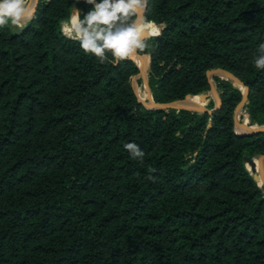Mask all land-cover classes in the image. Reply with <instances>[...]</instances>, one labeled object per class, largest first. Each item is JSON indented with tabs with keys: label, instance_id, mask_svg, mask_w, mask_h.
<instances>
[{
	"label": "trees",
	"instance_id": "obj_1",
	"mask_svg": "<svg viewBox=\"0 0 264 264\" xmlns=\"http://www.w3.org/2000/svg\"><path fill=\"white\" fill-rule=\"evenodd\" d=\"M71 11L38 0L23 30L0 28V264H264V189L245 163L264 130H236L240 86L216 76L204 111L148 108L135 60L100 63L61 33ZM145 20L156 101L210 89L223 67L264 124V0H148Z\"/></svg>",
	"mask_w": 264,
	"mask_h": 264
},
{
	"label": "clouds",
	"instance_id": "obj_2",
	"mask_svg": "<svg viewBox=\"0 0 264 264\" xmlns=\"http://www.w3.org/2000/svg\"><path fill=\"white\" fill-rule=\"evenodd\" d=\"M91 6L86 13L73 8L60 22L61 33L79 43L85 54L94 56L100 63L119 64L147 54L149 47L145 33L154 36L143 12L148 0H84ZM36 0H0V28L23 30L34 19ZM254 66L264 70V43L258 45ZM134 160L143 161L145 153L139 145H123ZM151 178V177H150Z\"/></svg>",
	"mask_w": 264,
	"mask_h": 264
},
{
	"label": "water",
	"instance_id": "obj_3",
	"mask_svg": "<svg viewBox=\"0 0 264 264\" xmlns=\"http://www.w3.org/2000/svg\"><path fill=\"white\" fill-rule=\"evenodd\" d=\"M77 3H78V0H72V9L73 8H77ZM36 6H37V3H36ZM145 9H144V12H143L144 18H145ZM154 32L158 33V31H154ZM149 37H151V36H149L147 33H145V39L149 38ZM139 56H146V54H140ZM148 64L150 66V60L148 61ZM148 64L146 65V67H145L144 63L143 64H137L138 67H139V72L137 74L133 75L132 81H131L132 87L135 90V92L137 93L139 101L144 106H146L148 108H160V109L166 108V107H176V108H179V109L180 108H193V109L201 110V111H204V110L207 109L205 104H201V105H199L197 107H190V106L183 105V104L180 103V101H182L183 99H186L189 95H193V93H188V94H186V96L184 98H181V99H175V100H172V101H165V102L156 101L154 98H153V101L150 102V101H146L143 98H141L139 96V94H138V91H137L138 86H139V77L143 76V74L147 71ZM212 74L220 75L222 78L225 77L226 79H232L235 85L241 84L243 86V89H244L243 90V99L247 101L248 86L235 73H233L232 71H230V70H228L226 68H223V67H216V68L209 69L207 71V75L209 77V81H210V84H211V90H212V92H213V94L215 96V99H216V105H218L220 103V95H219L217 87L215 85H213L212 81L210 80V76ZM148 84H149V79H148ZM200 97L204 101V99H206L208 97V93L207 92H202L200 94ZM212 110L213 109H210V111H212ZM235 124L237 126H240L243 123H240L238 120H236V117H235ZM262 130H264V124H261V126L256 127V128H249V129L243 131L242 133H244V134L254 133V132H258V131H262ZM251 162H253V157H250V156L246 155L245 156V163L249 164ZM253 176H254V178L256 180L260 176L262 178V181H263V184H264V173H261L260 171L257 170L253 174Z\"/></svg>",
	"mask_w": 264,
	"mask_h": 264
},
{
	"label": "rangeland",
	"instance_id": "obj_4",
	"mask_svg": "<svg viewBox=\"0 0 264 264\" xmlns=\"http://www.w3.org/2000/svg\"><path fill=\"white\" fill-rule=\"evenodd\" d=\"M38 2V0H36V3ZM158 28H159V26L157 25V30H158ZM146 57H147V59H148V61L150 60V54L149 53H147L146 54ZM142 58H140V60H141ZM147 81H146V83H147V85L150 87V85L148 84V72H149V64H148V67H147ZM216 76H220V75H215V74H212L211 76H210V80L212 81V83H213V85H215L216 87H217V80H216ZM221 77V76H220ZM222 78V77H221ZM139 79L141 80V82H139V86L140 87H144L145 88V80L142 78V76L141 77H139ZM238 86H240V88L242 89V91L244 90L243 89V86L241 85V84H238ZM150 91H151V94H152V97H153V93H152V90H151V87H150ZM203 92H207L208 93V97L206 98V99H204V104H205V106L206 107H208L209 105H211V104H214V103H216V99H215V96H214V94H213V92H212V90H211V88L210 89H207V90H205V91H203ZM202 92H200L198 95H195V96H192L191 97V99H190V101L191 102H193V103H196V102H200V101H202L203 99H201V97H200V94H201ZM151 94L149 93V91H148V95H147V97H146V99H144V100H149L150 98H151ZM154 98V97H153ZM246 103H247V101L246 100H244V99H242V101L239 103V105L236 107V109H235V117H236V120H238L240 123H243L242 125H240V126H237L236 124H235V128H236V130L237 131H239V132H243L244 130H245V128H243L246 124H247V117H248V121L250 122V116H249V114H248V109H247V107H246ZM179 109V108H178ZM254 123H257V122H254ZM254 123H249V125L250 124H253V125H251V128H256V127H259V125H257V124H254ZM257 156L258 155H255L254 157H253V162H251V163H249V164H247V168L249 169V171L252 173V174H254L256 171H257V163H256V159H257ZM263 166H264V161H263ZM257 181H258V183L263 187V189H264V184H263V181H261V179H257Z\"/></svg>",
	"mask_w": 264,
	"mask_h": 264
},
{
	"label": "bare ground",
	"instance_id": "obj_5",
	"mask_svg": "<svg viewBox=\"0 0 264 264\" xmlns=\"http://www.w3.org/2000/svg\"><path fill=\"white\" fill-rule=\"evenodd\" d=\"M140 58H142V59L140 60ZM134 60L136 61L137 64H143V63H144L145 67H146V65L148 64V59H147L146 56H138V57H137L136 59H134ZM146 75H147V72H145V73L143 74V76H142L143 79L145 80V84H146V85H145V88H144V87H140V86H138V89H137L139 96H140L141 98H143V99H146V97H147V95H148V91H149V93L151 94L150 88H149V86H148L147 83H146V81H147V76H146ZM224 78H225V77H224ZM192 96H194V95H192ZM192 96H190V97L187 98V99H183L182 101H180V103L183 104V105L190 106V107H197V106H199V105H201V104H204V101H203V100L200 101V102H196V103L191 102L190 99H191ZM146 101H150V102L153 101L152 94H151V98H150L149 100H146ZM249 123H250V122L248 121V117H247V124L244 126V127H245V130L251 128V125H253V124H250V125H249ZM260 126H261V125H260ZM245 130H244V131H245ZM263 161H264V154H258L257 159H256L257 170L260 171L261 173H264ZM259 179H261V181H262V178H261L260 176H259Z\"/></svg>",
	"mask_w": 264,
	"mask_h": 264
}]
</instances>
